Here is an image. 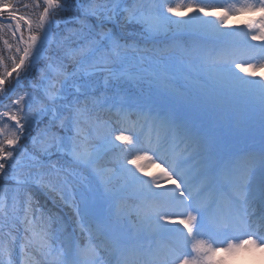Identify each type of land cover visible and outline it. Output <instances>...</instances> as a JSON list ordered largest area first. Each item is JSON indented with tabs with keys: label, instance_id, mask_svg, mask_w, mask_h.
<instances>
[{
	"label": "snow or ice",
	"instance_id": "obj_1",
	"mask_svg": "<svg viewBox=\"0 0 264 264\" xmlns=\"http://www.w3.org/2000/svg\"><path fill=\"white\" fill-rule=\"evenodd\" d=\"M43 11L39 15L38 19L34 22L25 15H20L17 6L12 3V0H0V17L7 14L9 21L7 25L0 23V32L5 34L10 32L12 38L15 39L17 33H20L19 44L16 46L17 56H10L9 59L12 62L11 71L8 70L7 65H4L3 60L0 59V65L4 66V72L0 75V94L4 93V86L6 81L16 74L17 83H19L20 70L23 69L30 58L33 57L34 53H38L39 48L46 43L48 39V34L50 31L51 23L50 17L56 14V10H64L63 5L60 0H42ZM91 3H96L99 5L97 8L89 9L86 12L88 16H94L100 18L105 15L104 0H90ZM117 2V0H113ZM207 0H156V3L163 5V7H157L155 11L148 10L147 12H137L129 10L127 16L128 22H135L141 24L145 31L148 33H160L169 29L172 25H175L177 29L189 28L196 24L201 26H211L215 30L218 36L224 37L228 35H239L243 39L241 43L248 48H256V45L249 43V37L253 41L264 42V0H253L249 3L248 0H236V3L230 4L223 17H220V24L217 26L213 21L202 20L199 16L193 18L192 21H186L182 19L172 20V16L182 17L185 12H199L208 16L210 12L206 10L205 7H201V4L206 3ZM39 6V5H37ZM223 7V4L220 5ZM27 4L24 8H28ZM16 9V10H14ZM115 12V10H112ZM244 13H259V21H252L247 25V31H242L238 34L233 33H220L219 27H223L226 24L229 14L240 15ZM108 19H111V14L108 15ZM14 24V28H13ZM26 29L29 35L25 40L23 30ZM2 38V37H0ZM107 39L111 40L109 36ZM5 48L11 52V45L7 39L3 41ZM24 45L23 48L20 45ZM113 47L119 49L120 45L118 41H113ZM261 51H264V43L259 45ZM22 53V54H21ZM264 60V58H262ZM230 63V67L226 68L227 75L231 78V81L239 86V88L246 92L258 91L261 104L264 106V84L259 83V80L252 79L246 80L240 76L235 69L238 68L240 72L247 73L249 76H255V71L258 68H264V62L251 63L249 62L246 67H242L240 62L235 59L231 61H226ZM30 66V65H29ZM83 67V66H82ZM143 79H149L153 84L157 85L164 94L174 96L176 99L184 102L185 98L182 92L169 87L171 83L167 76H160L156 74L151 77H143ZM264 80V77H260ZM54 87V85H53ZM57 98L55 94H50V99L53 101ZM24 97L16 99L13 103L15 105H20ZM264 115V113H262ZM0 117L7 118V120L14 121L16 126V131H13L11 135H6V128H0V135H4V139L0 140V174L4 173L6 167V162L13 158L14 153L12 151H6V149H13L17 146L21 135L25 131V124L21 123L20 116L17 112L4 111L0 113ZM166 123L174 124L175 121H166ZM182 132L186 139L191 140L193 144L203 145L198 133H195L191 129L183 128L178 129ZM115 141H120L123 144L131 146L128 151L135 150L136 154L127 160V164L132 165L136 172L148 175L147 169L150 167H156L160 169V175L151 181L140 180L136 176V172L132 169H126L132 176L133 180L137 181L144 186L147 193L153 197L165 196L167 199L172 201H179L181 205L185 206V210L181 213L169 214L162 212L159 206L154 209L155 215L157 216L156 221V234H159L160 230L164 232H177L183 238V248L177 249L173 247H167L162 250L160 245L156 248L149 246L148 252L145 254L142 250L135 245H127L118 240L111 241V248L117 253V264H129L130 259L133 257L144 259L147 258L149 264H225V261L229 257H233L236 254L258 249L261 253H264V236L258 235L257 231H251L248 225L247 209H245V214L240 217V223L244 225L243 235H247V239L239 238L236 242L227 243L226 247H221L216 245L215 241L211 238H202V229L204 227L203 223V212L199 207H193L196 204L199 193L193 194V191L189 187L191 181L186 179L185 175L180 172V165H173L168 163L167 160L160 158L157 154H149L148 151L138 149L135 147L136 140L131 135H124L123 133L116 135ZM73 158L77 163H85L91 166L95 163V159L91 153L81 152L73 150ZM159 160V163L157 162ZM143 162V163H142ZM165 165L161 167V165ZM102 175V173H97ZM171 183L175 185L174 188L167 189L166 192L157 193L152 190L159 189L162 187V183ZM180 181V183H177ZM20 183V181H17ZM187 193V195H186ZM183 198L180 200L179 198ZM191 201V203H189ZM246 202V201H245ZM195 213V214H194ZM160 220L166 221V224H161ZM31 223V222H29ZM167 224H178L182 225V228H167ZM264 224V221H262ZM42 243L46 244V237H41ZM31 243V241H29ZM50 247V246H49ZM190 248V250H189ZM8 251L10 255V250L3 246H0V257L3 256L4 252ZM55 251V250H53ZM221 253L226 254L224 260L217 261L216 257ZM96 249L91 246V244L86 245L84 248L78 249L79 264H97L95 259ZM62 257L60 264H77L76 261L71 259L64 260V253H58ZM0 264H3V260L0 259Z\"/></svg>",
	"mask_w": 264,
	"mask_h": 264
},
{
	"label": "rangeland",
	"instance_id": "obj_2",
	"mask_svg": "<svg viewBox=\"0 0 264 264\" xmlns=\"http://www.w3.org/2000/svg\"><path fill=\"white\" fill-rule=\"evenodd\" d=\"M220 1V2H219ZM23 6L25 4H27L29 7L28 8H24L25 9V13H29V14H34L35 10L37 9V4L35 0H22L21 1ZM185 2H188V0H185ZM226 3H228L227 1L222 2V0H208L207 4H204L206 8H211V7H219L221 4L225 5ZM23 8H18V10H22ZM33 17V16H32ZM186 20V19H183ZM188 21V20H186ZM217 26H219L220 24V19H214L213 21ZM247 25L245 24L243 21L239 22V23H232L231 25L228 24V22L226 21V24L223 27H219V32L220 33H231V31H236L239 30L240 32L242 31H247ZM245 27V28H243ZM210 30H214L210 27ZM209 31V30H208ZM227 37V36H224ZM250 38V37H249ZM242 37L238 36L237 37V44H241L242 41ZM249 43H251V41H249ZM179 50H177L176 47H172L170 50V52L168 54H171L173 56L170 55H165L166 54V50H157L156 57H161V56H166V61H167V66H170L169 64H171L170 67H172L173 65H175L176 63V59L178 58H184L186 60H190V61H195L196 63H198V65L202 64L203 66H211V65H217L218 64V60L217 57H215V52L213 51V48H209V46H205L201 43H197L195 45V47L191 50L190 48L186 49L183 46H179ZM233 47V46H232ZM231 47V48H232ZM241 47V46H240ZM236 50L232 49L231 51H235L238 54V57L235 58V60L237 62L241 63L242 67H246L247 64L249 62L251 63H259V62H264V60H262V58H264L263 54L260 53V55L258 54L257 57L252 58V55L249 54V50H247L246 46H242L240 49H237L236 47H234ZM169 50V49H168ZM229 50V49H228ZM230 51V50H229ZM34 55V54H33ZM249 56L251 58H249ZM224 58L222 59V61L218 64V66H225V67H229L231 66L230 63H225V65L222 63L223 60L226 61H231L233 60L230 54L229 55H225L223 56ZM226 57V59H225ZM147 61V58L145 59ZM229 65V66H227ZM141 80H144L143 78ZM261 84H264L263 82H260ZM169 87L172 89H175L179 92H182L185 100L184 102L186 103H190L191 100L192 102V106H196V101L198 102H205V105L211 106V107H215L216 109H221L223 112H229L231 113V115L233 117H236L237 119H242V124L241 122L238 124L240 127H242L241 129L244 130L245 128H249V127H255L254 124L257 123L259 116H262V118H264V115H262V113H264V106H262L261 104V100H260V96H259V92L254 90L251 92H246L243 91L239 88L238 85H236L235 83H233L231 81V78H226V77H214L210 82H203L202 86L200 88H196V87H183L181 86V84L179 85H173V84H169ZM154 88V89H153ZM127 91L130 92H136L138 94V98H147L150 97L151 99H154L152 97H155L157 101L163 102L166 105L172 104V103H180L181 101L176 99L174 96L171 95H167L164 94L162 92V90L155 84L151 83V82H137L135 83V86H128L126 87ZM150 89H153V93L154 95H152L150 93ZM152 96V97H151ZM197 102V103H198ZM201 104V103H198ZM197 104V105H198ZM246 114H248L249 116H245ZM221 115V114H220ZM244 118V119H243ZM252 119H257V120H252ZM123 120V119H122ZM116 121V125H117V129L119 132H122L124 135H131V136H136L137 139L139 138V141H137L136 143V147L138 149H142L145 151H148L149 154H157L159 157H161L159 151L157 149H155L154 147H152L151 142H150V138L149 139H144L142 140V136L144 134H146L147 132L145 131V129L142 130L141 127L137 126H130L129 122L127 123V121ZM263 121V120H262ZM261 121V122H262ZM126 125H129L130 127H126ZM251 129V128H250ZM141 130V131H140ZM151 135V134H150ZM116 143H118V146L120 145H124L123 143H121L120 141H116ZM95 159V158H94ZM34 158L30 155L28 157H26L25 160V164L28 165L30 164V162H33ZM157 162H159V160H157ZM143 163V162H142ZM74 164H66V163H60L57 166L59 168H65L68 171H72V172H77L76 167L73 166ZM107 165L111 166L114 169H117V166L115 163H108ZM165 165H162V167H164ZM253 173H251V175H249L247 177L248 184V193L245 195V201L247 203V206L249 208V210H252V214H253V210L255 207L256 210H258V208L261 206L257 195L259 194L258 191V186H256V173L258 172L257 169L252 168ZM160 169L156 168V167H150L147 169L148 175L144 176L143 174L136 172V176H138L140 178V180H146V181H151L152 179H155L156 177H158L159 175L157 174ZM28 174V173H27ZM25 175L24 178L29 179L28 175ZM185 175L186 179H188L189 181H191L189 187L191 188V190L193 191V194H196V191L198 190L197 184L195 179L193 180L192 178V173H185L183 174ZM132 177V176H131ZM134 182H137L134 180ZM250 182V183H249ZM162 183V187L159 189H153L155 191L157 190H162V189H170V188H174L175 185H172L170 182L165 184L163 181ZM177 183H180V181H177ZM141 189L140 192L142 193H146L147 195H149L146 191V189L144 188L143 185H140ZM166 187V188H164ZM194 190H196L194 192ZM74 195V199H81L82 203L85 202V196L83 194L82 189H80L77 185L75 186V193ZM187 195V193H186ZM182 198V197H181ZM180 199V198H179ZM35 205L38 208H43V204L41 201L39 200H35ZM191 203V201H190ZM206 206L208 204H204V201H201L199 196L197 198V202L195 205H193V207H199L201 208V206ZM177 208L180 209V213L183 212L185 210V206L181 205L180 203H178ZM141 211L138 213L137 215V222L139 223V226L142 230V228L147 225L150 224L152 226H154L156 228V221H157V216L155 215V213H148L146 210L147 208L144 207L142 205ZM202 210V209H201ZM195 214V213H194ZM203 223H204V227L202 229V235H207L208 232H212V227L209 226L210 222H211V217L208 215L207 213H203ZM155 219V221L153 220ZM152 223H150V221H152ZM161 224H166V221L164 220H160ZM168 228L172 229V224H167L166 225ZM62 228V229H61ZM60 231L62 230L61 233H63L62 235H58L55 232L56 231ZM163 231V230H160ZM207 232V233H206ZM50 235L55 236V241L52 243V245L50 247H46V245H40L38 244H34V248L32 249L33 252V257L31 259L32 264H60V261L62 259L61 256L58 255V253L63 252L64 253V260H72V250H73V244L69 241V239L67 238V230H65L64 226H60V224L55 221L54 223H51L48 227V231H47V235L44 236L46 237V241L50 240ZM262 236V235H261ZM247 239V238H244ZM230 242H235L234 238H231ZM221 247H226V246H222ZM96 251L98 253H100L103 249H98L95 248ZM55 250V251H53ZM225 255L224 253L220 254V260H224L225 259ZM243 256L245 257V259H247V262L251 261V259H249V257L247 256V252H243L240 254H236L233 257H229L226 261L225 264H230L231 259H235L238 258L239 256ZM16 262V261H15ZM246 262V264H247ZM17 263L21 264L22 261L19 260Z\"/></svg>",
	"mask_w": 264,
	"mask_h": 264
},
{
	"label": "trees",
	"instance_id": "obj_3",
	"mask_svg": "<svg viewBox=\"0 0 264 264\" xmlns=\"http://www.w3.org/2000/svg\"><path fill=\"white\" fill-rule=\"evenodd\" d=\"M13 1V0H12ZM41 1V0H40ZM138 5H142L144 3L149 4V0H136ZM61 3L64 4V7L66 10L61 11L60 9H57L56 12L61 17H66L67 14L73 15L74 17H78V9L76 8V4L72 0H61ZM104 5L110 4V0H104ZM96 6H99L96 4ZM153 7V6H152ZM151 7V8H152ZM0 23H3L7 25L8 23H5L3 20L0 19ZM63 30L61 33H57V39L56 41H59V45L57 48H51L49 50V58L52 59L57 66H59L62 70H65L69 72L72 70V66L78 62L81 57H83L87 51L94 48V46H98L101 44V38L106 36V34H110L111 32H114L113 27H104V28H98L97 25L92 20L88 19H81L77 24H64ZM13 24V28H14ZM8 37L11 39L12 43L17 46L19 44V38L18 34L16 35V38L13 39L10 32H8ZM83 44V49L78 50V45ZM0 52L3 56L4 53L7 52L6 48L2 45V41L0 40ZM94 45V46H93ZM22 48V45H20ZM22 54V53H21ZM30 61L28 65L26 66L25 70L21 71L20 74V80L21 82L26 83V77L29 75V73H33L34 77L36 79V82L43 83L42 78L49 75V72L45 70L44 67H42V74L35 75L34 67L35 65L33 62ZM30 65V66H29ZM81 68V66H80ZM56 81L59 83V89L56 90V92H65L62 87L64 84L69 83V80H66L64 78H55ZM15 79L12 82V85H8L5 87L4 93L0 94V101L5 100V98L9 95V93L14 89L15 87ZM16 95L12 99H8L5 101V103H0V113L4 111H12V112H18L22 113L23 106H24V100L20 105H15L13 102L16 99H19L21 97H28L31 100V103L33 104L31 111L29 112V116L27 117V121L31 122L30 120L32 117L37 116L39 112L43 111L47 104L44 103V101L40 98L39 95H36L30 90L27 89H21L18 88L16 90ZM76 101V99H74ZM77 112H79L80 119L84 117H90V120L86 127L93 128L96 124L98 129L104 132H108L107 130H110V126H108V123L110 122V118H104L103 122H99V115L100 112L98 110H94L95 102L91 101L89 99H77ZM95 111L96 114L92 117L89 115L90 111ZM44 115V119L46 120V123L44 122L42 126L39 129H35V132L38 137L42 138V143L37 146L36 148H32L28 146L27 141L25 142L28 148H31L36 152L39 156L44 154L45 152L51 150V148L54 147L55 142L54 138L57 136L58 129L61 125H64L66 127V124L69 123L71 116L67 119V123L63 120L61 124H49L47 122V115ZM3 118L0 117V124L5 125V123L2 120ZM28 124V123H27ZM5 127V126H4ZM96 127V126H95ZM39 130V132H37ZM47 165V162L45 163ZM43 165L44 170L41 171V173L48 177L50 181L57 186H60L61 183L67 182V178L61 175H57L54 173H51L46 165ZM61 187V186H60ZM0 189H2L4 192H6L8 197V205L4 211V213L0 214V246L5 247L6 249L10 250V255L13 251L16 250V244L19 241L22 232H26L27 240L33 241L31 239V235L33 231H38L42 234L48 229L49 227V221L54 215V212L51 207H46L41 211L38 209L33 201L34 197L36 196V192L29 190L28 188H17L13 186L10 182L2 181V178L0 177ZM31 222V223H29ZM27 242V245H29ZM30 246V245H29ZM9 253L8 251H5ZM0 259H4L0 257Z\"/></svg>",
	"mask_w": 264,
	"mask_h": 264
},
{
	"label": "bare ground",
	"instance_id": "obj_4",
	"mask_svg": "<svg viewBox=\"0 0 264 264\" xmlns=\"http://www.w3.org/2000/svg\"><path fill=\"white\" fill-rule=\"evenodd\" d=\"M162 212L173 214L174 212H178V210L175 206L173 207L171 205H167L166 207L163 208ZM244 262H245V257L241 255L238 258L235 259L232 258L230 264H243Z\"/></svg>",
	"mask_w": 264,
	"mask_h": 264
}]
</instances>
